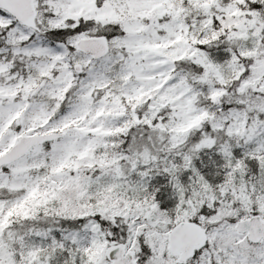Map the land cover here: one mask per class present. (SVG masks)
<instances>
[{"label":"snow or ice","instance_id":"snow-or-ice-1","mask_svg":"<svg viewBox=\"0 0 264 264\" xmlns=\"http://www.w3.org/2000/svg\"><path fill=\"white\" fill-rule=\"evenodd\" d=\"M0 264H264V0H0Z\"/></svg>","mask_w":264,"mask_h":264}]
</instances>
